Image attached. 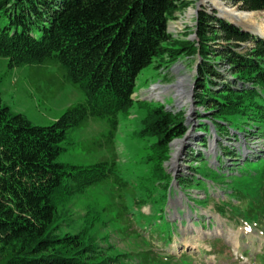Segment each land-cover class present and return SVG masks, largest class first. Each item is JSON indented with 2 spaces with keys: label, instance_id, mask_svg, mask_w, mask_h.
I'll return each instance as SVG.
<instances>
[{
  "label": "trees",
  "instance_id": "trees-1",
  "mask_svg": "<svg viewBox=\"0 0 264 264\" xmlns=\"http://www.w3.org/2000/svg\"><path fill=\"white\" fill-rule=\"evenodd\" d=\"M192 1L196 0H0V57L5 66L55 63L64 80L83 96V102L69 105L46 126H33L23 115L0 105V250L7 252L0 264H113V259L124 256H100L91 239L80 233L50 236L56 195L63 199L81 193L111 173L110 163L102 159L75 166L54 158L64 150L66 131L85 117L107 119L105 136L110 135L115 115L132 105L135 74L152 57L164 55L170 62L177 56L196 57L193 97L208 121L199 123L197 118L201 135L208 125L221 137L240 131L250 135V129L264 121V40L203 7L194 16L192 40L171 38L166 21ZM233 1L241 12L264 10V0ZM218 6L237 25L264 36L260 25L233 16L223 4ZM244 42L250 45L242 48ZM141 117L138 135L149 141L144 158L150 165L149 179L159 184L164 198L170 177L162 163L169 141L186 130L184 115L156 105L145 108ZM242 117L250 122L246 128L230 127L232 120ZM198 141L205 145L203 136ZM221 150L232 156L226 147ZM186 153L191 156L192 150ZM197 154L194 161H202ZM218 164L213 174L219 172ZM234 169L235 174L223 181V196L228 199L218 203L229 208V220L239 219L263 232L264 164ZM193 180L190 176L184 182L189 185ZM116 196L120 199L117 191ZM217 212L226 213L220 208Z\"/></svg>",
  "mask_w": 264,
  "mask_h": 264
},
{
  "label": "rangeland",
  "instance_id": "rangeland-1",
  "mask_svg": "<svg viewBox=\"0 0 264 264\" xmlns=\"http://www.w3.org/2000/svg\"><path fill=\"white\" fill-rule=\"evenodd\" d=\"M201 1L214 4L223 20L233 22L221 12L218 3L229 8L233 16H243L247 23L260 25L264 32V10L241 12L233 0ZM193 5L192 1L174 11L172 20L166 21L165 30L171 38L193 39ZM202 7L209 13L216 12L209 6ZM249 45L244 42L241 47ZM150 61L135 74L129 97L132 105L115 115L109 138L105 136L107 119L94 116L85 117L66 131L61 142L64 150L54 161L80 166L102 159L110 163L111 173L81 193L73 192L63 199L56 195L50 236L80 233L91 239L100 256L124 255L113 259V264H264V231L239 219L236 223L229 220V208L218 203L228 199L222 188L235 174V166L245 170L264 164V121L252 127L250 135L240 131L250 124L244 117L232 120L230 127L240 132L230 133V137L216 135L210 125L201 135L196 129L197 118L201 119L199 123L208 121L199 113L193 97L196 57L177 56L170 62L161 55ZM57 66L48 63L7 68L0 57V105L23 115L33 126H46L69 105L83 102L82 92L64 80ZM216 69L223 72L220 65ZM153 85L159 87L156 96H151ZM156 105L172 112L182 111L186 129L181 137L169 141L167 159L162 163L170 177L164 198L159 184L149 179L150 165L144 159L149 141L138 135V121L145 108ZM200 136L203 146L198 143ZM174 141L177 144L173 145ZM222 147L232 156L222 153ZM187 149L192 150L191 156ZM197 151L202 161H194ZM242 157L248 162H243ZM217 164L219 172L213 174ZM200 175L204 177L198 181ZM190 176L198 183L193 180L187 185L184 179ZM217 208L226 213L220 215ZM6 253L0 250V261ZM150 258L153 259L148 262Z\"/></svg>",
  "mask_w": 264,
  "mask_h": 264
},
{
  "label": "water",
  "instance_id": "water-1",
  "mask_svg": "<svg viewBox=\"0 0 264 264\" xmlns=\"http://www.w3.org/2000/svg\"><path fill=\"white\" fill-rule=\"evenodd\" d=\"M193 7H192V10H193V14H194V16H195V14H196V12L197 11H199L200 9H201V7H202V4L203 3H201V2H198V0H196V1H193ZM213 10H215L216 12H217V10L214 8ZM204 11H206V12H208L207 10H204ZM216 12H214V14H213V16H217V17H219V18H223V16H220V15H218ZM238 12H240V11H238ZM225 20V19H224ZM226 22H229L230 24H232V25H234V26H236L238 29H240L241 31H244V32H246V33H248V34H250V35H252L253 37H255V38H259V39H262V40H264V36H260V35H253L251 32H249L247 29H244V28H240V27H238L236 24H234L233 22H231V21H227V20H225ZM192 36V38H194V33L191 35ZM169 144V143H168Z\"/></svg>",
  "mask_w": 264,
  "mask_h": 264
},
{
  "label": "bare ground",
  "instance_id": "bare-ground-1",
  "mask_svg": "<svg viewBox=\"0 0 264 264\" xmlns=\"http://www.w3.org/2000/svg\"><path fill=\"white\" fill-rule=\"evenodd\" d=\"M198 2H200V0H198ZM204 5H205V4H202V6H204ZM209 8H210V9H214L215 7H214V6H213V7H212V6H209ZM215 9H216V8H215ZM216 10H217V9H216ZM216 13L219 15L218 10H217ZM233 23H234V22H233ZM234 24H236V23H234ZM236 25H237V24H236ZM237 26H238V27H241V26H239V25H237ZM241 28H243V27H241ZM247 30H248L249 32H251L253 35H256V34H257L256 32H253V31H251V30H249V29H247ZM256 36H257V35H256ZM158 88H159V87H158L157 85H153V86L150 88V89L152 90V91H151V96H154V95L156 96L157 94H159L160 91L158 90ZM179 95H180V93H179ZM180 96H182V95H180ZM177 142L180 143L181 141H178V140H177ZM177 142L174 141V142H173V145H174L175 143L177 144ZM170 146H171V143H170Z\"/></svg>",
  "mask_w": 264,
  "mask_h": 264
}]
</instances>
